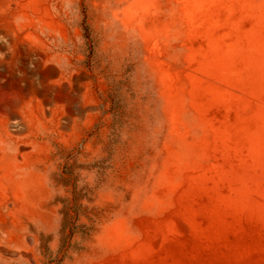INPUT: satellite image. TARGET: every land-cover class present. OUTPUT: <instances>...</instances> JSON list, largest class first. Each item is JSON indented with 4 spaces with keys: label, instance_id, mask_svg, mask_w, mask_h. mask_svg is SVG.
Here are the masks:
<instances>
[{
    "label": "rangeland",
    "instance_id": "rangeland-1",
    "mask_svg": "<svg viewBox=\"0 0 264 264\" xmlns=\"http://www.w3.org/2000/svg\"><path fill=\"white\" fill-rule=\"evenodd\" d=\"M35 92L0 232L34 222L47 264L106 224L161 228L163 264H264V0H0L1 134Z\"/></svg>",
    "mask_w": 264,
    "mask_h": 264
},
{
    "label": "crops",
    "instance_id": "crops-1",
    "mask_svg": "<svg viewBox=\"0 0 264 264\" xmlns=\"http://www.w3.org/2000/svg\"><path fill=\"white\" fill-rule=\"evenodd\" d=\"M51 68L53 67L47 68V73L45 72L44 74L45 81L49 80V71ZM60 68L61 67L56 71L57 77H59L62 72L60 70H63ZM54 81L57 80L54 79L53 82ZM34 94H36V99L43 102L42 106L41 108H37V112H30L26 106L21 109L20 113L23 117L24 129L18 134L17 140H15L10 133H7L6 129L3 133L5 137L0 133V162L2 163L14 161L15 157L19 161H21V159L25 160V157L30 155L33 150H38L43 145L40 142L36 144V141L33 139L28 140L27 138L29 137L26 135V130L32 128L35 122H38L40 125L46 124L45 114H47V112L45 109L44 97L42 94H37V92ZM54 106H57V104L55 103ZM53 109L54 107H52V111ZM47 115H49V112ZM75 117L78 118L76 115L74 118ZM73 122L75 123L76 120L74 119ZM7 138L13 140L12 143L11 140ZM34 147L36 149H34ZM16 148L18 150L24 148L21 156H18V153L14 156V150ZM24 188L27 189V184H25ZM25 189L24 191H26ZM137 216H139V214H137ZM34 226L38 227L32 222V224H25L24 228L19 225L16 229L5 228L3 232H0V264H47L49 258L44 259L43 256L38 253L37 235L29 230L30 227ZM49 229L50 228H48V230ZM55 243L56 240H53L51 244L49 243L52 249ZM162 245L161 228L151 227L150 230H147L146 227L139 225L138 227L125 225L115 233L114 228L106 224L100 232L94 234L91 239L86 242L84 251L71 252L66 256L63 254L65 257L60 258V264H105L116 256V252L124 253L129 251L127 258L123 259L121 262L116 261L115 264H163L159 253L164 252L168 255L170 254L168 252L170 248ZM134 250L140 251L142 257L137 254L135 258L133 253ZM147 251L151 252L150 254L158 252V255L146 259Z\"/></svg>",
    "mask_w": 264,
    "mask_h": 264
}]
</instances>
